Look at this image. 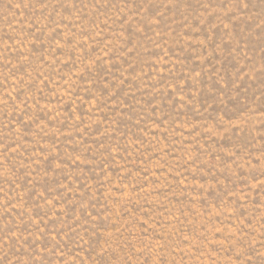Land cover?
<instances>
[{
  "label": "rangeland",
  "instance_id": "rangeland-1",
  "mask_svg": "<svg viewBox=\"0 0 264 264\" xmlns=\"http://www.w3.org/2000/svg\"><path fill=\"white\" fill-rule=\"evenodd\" d=\"M0 264H264V0H0Z\"/></svg>",
  "mask_w": 264,
  "mask_h": 264
}]
</instances>
